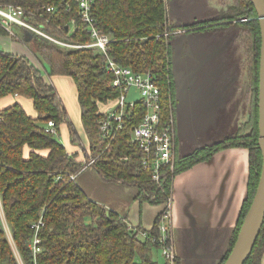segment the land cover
Wrapping results in <instances>:
<instances>
[{"label":"trees","instance_id":"1","mask_svg":"<svg viewBox=\"0 0 264 264\" xmlns=\"http://www.w3.org/2000/svg\"><path fill=\"white\" fill-rule=\"evenodd\" d=\"M7 5L21 7L24 18L52 38L76 45L91 41L87 25L79 18L75 0H0V7ZM47 7L53 9L48 11ZM91 13L97 29L112 38L108 49L112 59L135 72L153 74L160 89L163 117L174 113L173 32L212 22H224L225 28L237 26L245 32L249 54L247 76L253 92L249 120L223 141L186 155L176 154L173 172L155 182L150 179V171L140 164V148L130 139L133 126L139 123L145 111L140 101L111 142L100 138L99 120L108 101L119 94V90L111 86L113 75L106 71L105 55L90 47L59 45L12 24L19 39L39 57L44 71L68 76L74 82L90 155L96 157L93 167L106 180L134 186V197L139 201L164 204L170 197L172 178L177 173L208 159L222 148L243 146L248 149L247 197L222 264L250 205L262 162L257 127L261 35L253 5L248 0H234L233 5L210 21L192 23H182L163 0H93ZM165 31L170 32L168 37L162 36ZM0 35H9L1 22ZM8 94L30 98L38 116L28 115L17 102L0 108V206L13 242L12 246L0 218V264H18L14 249L23 264H158L151 255L156 244L141 238L140 229H132L126 215L89 198L77 182L69 178V174L77 176L81 172L88 156L84 157V152L83 158L77 153L69 154L57 136L59 125L66 122L72 142L79 143L59 95L43 79L42 70L27 57L0 48V98ZM48 120L54 122L55 134L45 131ZM58 175L61 178L58 179ZM159 215L149 230L151 235L157 234ZM35 235L39 238L40 251L34 256L31 243ZM263 252L264 221L244 264H261Z\"/></svg>","mask_w":264,"mask_h":264},{"label":"crops","instance_id":"2","mask_svg":"<svg viewBox=\"0 0 264 264\" xmlns=\"http://www.w3.org/2000/svg\"><path fill=\"white\" fill-rule=\"evenodd\" d=\"M14 34L16 36L10 34L0 35V48L6 52L27 57L32 64L43 70L39 60L37 58L34 60L29 56V52L32 53L29 46L21 41L15 32ZM42 74L43 79L50 83L59 95L68 121L73 124L70 118L72 116L76 122L75 130L79 137V143L74 144L72 142L66 122L59 125L58 135L61 136V132H64L63 141L59 139L60 142L69 154L77 153L79 158H83L84 152V157L85 155L89 156L88 140L84 142L80 136L83 127L80 119V108L76 107L79 104L76 87L72 79L65 75H50L46 71H42ZM67 78L71 80L73 87L68 84ZM176 90L177 85L175 84V104H177ZM71 98L75 102H71ZM63 99H66L67 103ZM15 102L19 103L28 115L38 116L32 100L20 95L8 94L1 97L0 108ZM100 106L102 104H99V109L103 111ZM228 106L233 108L231 104ZM230 108L227 111L229 122L236 119L237 114V110L234 109L232 113ZM177 122H181L180 109L178 105H174L176 152L187 153L192 149L191 146L195 144L204 145L208 143L201 141L202 139L198 142L185 143ZM79 126H81V129ZM26 153L27 150L25 155ZM81 172H84L85 176L84 187H91V190L86 191L84 189L87 196L120 215H126L129 226L135 229L149 232L156 217L164 209V204L139 201L134 197L136 190L134 186L120 181L106 180L93 167H88ZM78 175L75 178L76 182ZM248 177V149L243 146H230L218 150L208 159L195 163L172 178L169 227L176 255V264L221 263L228 250L232 230L237 224L242 204L247 197ZM94 182H96L95 185ZM94 186L97 191H93ZM151 255L157 261L154 252L151 251ZM160 264L168 263L164 259V262ZM261 264H264V252L261 257Z\"/></svg>","mask_w":264,"mask_h":264},{"label":"rangeland","instance_id":"3","mask_svg":"<svg viewBox=\"0 0 264 264\" xmlns=\"http://www.w3.org/2000/svg\"><path fill=\"white\" fill-rule=\"evenodd\" d=\"M166 1L182 23L210 21L234 4V0ZM223 25L224 22H212L197 26L199 28L178 29L174 33L171 58L173 79L177 85V104L174 102V105H178L181 116V122H177V125L181 129L185 143L198 142L201 139L208 142L204 145L198 143L199 145L191 146L192 149L187 153L175 151V156L186 155L197 148L223 141L227 136L234 135L250 118L253 92L247 76L249 54L245 45L246 34L237 26L225 28ZM29 54L34 60L39 58L34 53ZM67 79L68 84L73 87L71 80ZM138 98L139 93L135 89L128 93V99ZM63 100L67 103L66 99ZM72 101L75 102L71 98ZM229 104L233 105V108H230ZM229 108L232 113L234 109L237 110L236 119H232L231 122L227 112ZM70 118L76 129L74 118L72 116ZM79 127L81 129V126ZM63 133L61 132V136L57 135L61 141ZM80 136L87 142L83 130ZM84 177V172L78 175V185L83 191L91 190V187H84ZM92 189L97 191L95 186ZM0 218L13 246L1 209ZM152 252L158 264L164 262L165 258L159 248H153ZM14 254L17 257L15 249Z\"/></svg>","mask_w":264,"mask_h":264},{"label":"built area","instance_id":"4","mask_svg":"<svg viewBox=\"0 0 264 264\" xmlns=\"http://www.w3.org/2000/svg\"><path fill=\"white\" fill-rule=\"evenodd\" d=\"M163 1L165 2L166 0ZM75 2L78 5L79 18L87 25L90 34L91 41L87 44L76 45L46 35L24 18V11L19 6L7 5L5 7H0V22L11 36H16L12 30V24H17L45 36L59 45L68 47H90L105 55L106 71L113 75L111 86L117 88L119 94L115 99L108 101V105L103 111V116L99 120L100 138L107 142H111L116 133L122 129L125 121L129 119L130 113L135 108L136 103L140 101L145 111L139 123L133 126L130 139L142 152L140 158L141 166L150 171V179L152 181L159 182L174 170V115L170 112L169 116L163 117L160 89L151 72H135L130 67L117 63L108 55V49L112 42V38L110 35L101 33L97 29L91 13L93 0H75ZM52 9L53 7H47L48 11ZM168 35H170L169 31H165L162 34L164 37H168ZM132 89H135L139 93V98L136 100L128 99V93ZM45 131L52 134L56 133L52 120L46 122ZM95 159L96 157L89 155L81 171L88 167H93ZM57 178H61V175H58ZM69 178L75 180L76 175L69 174ZM170 207L171 197L164 203V209L159 215L156 235H151L146 231H139L138 234L141 238L148 239L150 242L156 244L168 264H175L176 255L169 227ZM131 228L136 230L134 227ZM38 244L39 238L35 235L31 243V250L34 256L40 251ZM15 253L17 255V263L23 264L16 250Z\"/></svg>","mask_w":264,"mask_h":264},{"label":"water","instance_id":"5","mask_svg":"<svg viewBox=\"0 0 264 264\" xmlns=\"http://www.w3.org/2000/svg\"><path fill=\"white\" fill-rule=\"evenodd\" d=\"M259 20L261 43L258 71V146L261 169L250 205L243 217L235 241L222 264H244L249 257L264 221V0H248Z\"/></svg>","mask_w":264,"mask_h":264},{"label":"flooded vegetation","instance_id":"6","mask_svg":"<svg viewBox=\"0 0 264 264\" xmlns=\"http://www.w3.org/2000/svg\"><path fill=\"white\" fill-rule=\"evenodd\" d=\"M173 115H174V113H173Z\"/></svg>","mask_w":264,"mask_h":264}]
</instances>
